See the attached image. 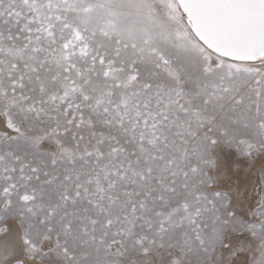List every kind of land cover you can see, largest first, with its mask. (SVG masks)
Wrapping results in <instances>:
<instances>
[{
    "label": "snow or ice",
    "instance_id": "snow-or-ice-1",
    "mask_svg": "<svg viewBox=\"0 0 264 264\" xmlns=\"http://www.w3.org/2000/svg\"><path fill=\"white\" fill-rule=\"evenodd\" d=\"M0 264H264V0H0Z\"/></svg>",
    "mask_w": 264,
    "mask_h": 264
}]
</instances>
